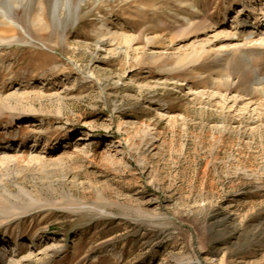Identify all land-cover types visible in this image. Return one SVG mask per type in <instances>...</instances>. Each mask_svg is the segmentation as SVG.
Segmentation results:
<instances>
[{
	"label": "rangeland",
	"instance_id": "obj_1",
	"mask_svg": "<svg viewBox=\"0 0 264 264\" xmlns=\"http://www.w3.org/2000/svg\"><path fill=\"white\" fill-rule=\"evenodd\" d=\"M55 3L0 30V264H264V44L182 60L264 0Z\"/></svg>",
	"mask_w": 264,
	"mask_h": 264
},
{
	"label": "bare ground",
	"instance_id": "obj_2",
	"mask_svg": "<svg viewBox=\"0 0 264 264\" xmlns=\"http://www.w3.org/2000/svg\"><path fill=\"white\" fill-rule=\"evenodd\" d=\"M19 2L21 3L22 0H4V1L0 0V30L8 29V31H11V30L15 31L17 28H20L21 30L23 29V27L19 24V22L13 19V13L15 12L14 9H18L20 7ZM67 3L69 5L70 0H67ZM59 4H60V0H56L55 11L59 9ZM245 8H249L251 10L247 13L245 11H248V10ZM252 20H256V22ZM258 20H260V18H259V15L256 14L255 9L243 3V8L241 10H238V12L236 13V17L234 20H232L233 24L230 25V29L222 28V27L226 24L229 25L231 21H227L225 18L222 19L221 20L222 22L219 24L217 28L214 26L209 28V31L207 32L208 34L206 35L204 40L203 39L201 41L195 40V42L192 43L190 52L184 57H182V60L183 59L185 60L200 59L205 54L209 53L211 49L213 47H216L219 43L221 44L225 42L227 45H229V50L231 48H239L245 44V42L244 44L241 43V37L249 29H253L254 30L253 32H258L257 34V36L259 35L258 40H261V42L259 41L258 42L264 44V24L259 22ZM102 26H103V29H106L105 30L106 35H109L106 38L107 40H109V42H114L115 40H117L116 38L118 37L120 39L119 32L117 30L112 31L109 25L107 24H102ZM196 28H197V23H193V22L189 23V27H188L189 32L194 31ZM16 36L17 34L14 33L9 38L7 37L1 38V42H6V41L8 42V41L16 40ZM197 38L198 37H196V39ZM124 39L126 42L128 39V36L126 37L125 35ZM251 40H253V38L251 36H247V39L245 40L246 44H248L247 43L248 41H250L251 43ZM218 54L221 55L223 53L219 51ZM24 245H26V247L33 246L32 243L24 244Z\"/></svg>",
	"mask_w": 264,
	"mask_h": 264
}]
</instances>
